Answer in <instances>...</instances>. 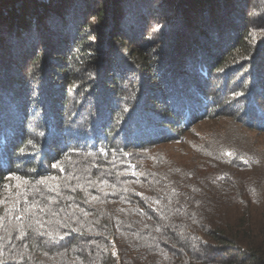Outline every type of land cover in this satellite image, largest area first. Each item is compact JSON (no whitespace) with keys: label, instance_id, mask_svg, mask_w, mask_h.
<instances>
[{"label":"trees","instance_id":"16d2710c","mask_svg":"<svg viewBox=\"0 0 264 264\" xmlns=\"http://www.w3.org/2000/svg\"><path fill=\"white\" fill-rule=\"evenodd\" d=\"M160 1L0 0V264H264L261 155L147 163L224 104L264 129V0Z\"/></svg>","mask_w":264,"mask_h":264},{"label":"rangeland","instance_id":"374dc122","mask_svg":"<svg viewBox=\"0 0 264 264\" xmlns=\"http://www.w3.org/2000/svg\"><path fill=\"white\" fill-rule=\"evenodd\" d=\"M247 2L252 3V0H247ZM164 3V1L159 0L157 6L152 10V7L156 3L153 4L151 7V16L159 14H169V9L165 6ZM158 20L159 19L156 16L154 19V23H156ZM35 34V30L32 28L29 32V35H31L29 37L33 39L35 37ZM225 105L226 104L220 106V108H218L217 110L215 109L216 112H213L210 118L194 124L190 128V130L183 134L184 136L180 140H176L173 143L165 144V146L156 147L153 150L148 151V157H152V160L150 162H147L148 165H151L150 163L153 162H163L162 159L170 161L172 163L171 166H175L176 164L180 165L182 161H187V159L188 161L196 159L200 160L202 159L200 153H205L206 151H209L210 148H215L218 144H225L227 146L234 145L239 148H245V150L247 151L249 150L251 152H255L256 154L261 155L259 161L263 163L264 129L257 128V123L256 125L254 124L255 126L253 124H247L248 119H246L247 122L245 120V123L240 122V120L238 119L239 116L236 115L233 110L229 108V106ZM200 144L209 145L206 148L205 152H203V147L201 148L202 151L200 147H198ZM20 190L24 192V195L26 194L27 198L31 193L30 183H28V181L23 178H10L8 186L0 190V203H2L3 199L7 198L8 195H10L8 199H12L13 193ZM16 215L19 217V212H17ZM1 218H5L2 213V209L0 211V219ZM114 255H117L115 251Z\"/></svg>","mask_w":264,"mask_h":264}]
</instances>
